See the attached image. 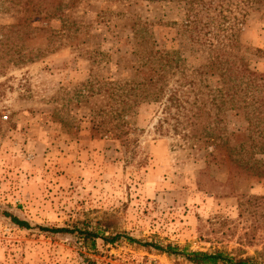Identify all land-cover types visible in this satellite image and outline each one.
Returning <instances> with one entry per match:
<instances>
[{
	"label": "rangeland",
	"instance_id": "rangeland-1",
	"mask_svg": "<svg viewBox=\"0 0 264 264\" xmlns=\"http://www.w3.org/2000/svg\"><path fill=\"white\" fill-rule=\"evenodd\" d=\"M12 1L0 0V264H187L125 242L91 252L1 212L264 261V177L243 164L264 154L233 162L243 111L211 101L225 79L213 49L231 32L237 58L264 72V0H32L48 18L22 26L36 14ZM174 90L185 109L165 115Z\"/></svg>",
	"mask_w": 264,
	"mask_h": 264
},
{
	"label": "trees",
	"instance_id": "trees-1",
	"mask_svg": "<svg viewBox=\"0 0 264 264\" xmlns=\"http://www.w3.org/2000/svg\"><path fill=\"white\" fill-rule=\"evenodd\" d=\"M44 1V0H43ZM262 3V0H244L243 5ZM31 7V9H30ZM33 7V8H32ZM38 6L32 4V0H13L11 9L15 12L25 11L26 13L33 12ZM35 16H26L23 23L39 22L40 16L37 15L39 11L34 10ZM48 16L45 14L41 19H47ZM226 17H221L222 22H226ZM193 18L187 17L185 20L186 25H192ZM192 28L195 30L203 31L205 38L209 40L210 31L206 30L208 25L200 27L196 25V20ZM203 29V30H202ZM197 34V39H198ZM236 34L231 32L227 37V44H221L220 48H214L213 53L215 54L216 60L220 58V62L223 68V79H224V93L223 97L213 96L212 100L218 111L224 107L229 110H242L244 118L247 123V141L238 146V148H228V157L233 162H239L242 156L246 155H260L264 154V72H257L250 70L247 63L236 56L235 49L237 48ZM221 43V42H220ZM17 50V62L31 61L30 54L22 53V48ZM226 48V50H224ZM219 62V63H220ZM219 92V91H218ZM166 103L163 105V114L168 115L171 108H176L177 111L185 109L183 107V101L180 99L178 90L171 92L166 98ZM200 107L198 106L192 115L190 124L195 128L196 124L201 118ZM163 124V122L161 123ZM211 136L214 134H210ZM226 145V142L223 145ZM233 156H241L240 159H232ZM245 158V157H244ZM245 163L246 169L252 171L258 176L264 177V164H259V161L254 160L253 163L248 161ZM1 216L8 219L12 225L19 229H37L38 232L52 236L59 237L61 239L68 240L78 244L81 248L95 252L99 245L108 246L116 245L118 243L125 242L129 245L152 251L161 255H166L173 258L183 259L187 264H264V261L259 260L261 254L257 257H242L240 254L228 253L223 251H190L186 248H181L175 244H161L158 242L144 241L135 239L125 233L113 232L109 228L108 223L97 222L91 224L89 221H80L66 227H49V226H34L32 227L29 223L17 218L9 212H1ZM87 264H96L94 261L85 259Z\"/></svg>",
	"mask_w": 264,
	"mask_h": 264
}]
</instances>
